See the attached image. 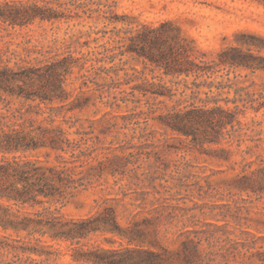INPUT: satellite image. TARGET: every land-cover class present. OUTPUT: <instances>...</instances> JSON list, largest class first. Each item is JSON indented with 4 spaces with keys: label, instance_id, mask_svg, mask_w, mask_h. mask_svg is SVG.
<instances>
[{
    "label": "trees",
    "instance_id": "16d2710c",
    "mask_svg": "<svg viewBox=\"0 0 264 264\" xmlns=\"http://www.w3.org/2000/svg\"><path fill=\"white\" fill-rule=\"evenodd\" d=\"M116 5V0H0V21L13 26L80 18L124 24L74 34L48 52H0V264H61V249L55 247L60 242L69 243L71 264H202L200 243L193 238L183 240L181 249H169L137 222L123 225L113 206L80 217L62 211L78 190L106 173L126 175L113 152L117 148L101 138L117 129L118 122L107 117L111 110L87 127L66 118L99 102L146 107L120 126L132 131L123 152L131 149L133 156L140 148L141 155L144 147L156 145L147 132L152 119L189 140L191 149L229 162L236 170L234 189L264 193V159L232 160L244 144L251 153L264 141L260 122L243 119L264 110V35L248 31L237 45L210 57L177 21H138L118 14ZM92 34L95 48L76 52L78 46L90 47V39H80ZM136 137L139 143H133ZM152 177L139 181L156 187ZM229 215L239 217L232 210L223 213ZM107 233L114 236L107 238L112 245L91 242Z\"/></svg>",
    "mask_w": 264,
    "mask_h": 264
},
{
    "label": "rangeland",
    "instance_id": "374dc122",
    "mask_svg": "<svg viewBox=\"0 0 264 264\" xmlns=\"http://www.w3.org/2000/svg\"><path fill=\"white\" fill-rule=\"evenodd\" d=\"M116 1L118 14H127L138 21H177L186 34L194 39L199 52H207L210 57L224 46L237 45L248 31L264 35V4L253 0ZM108 22L104 18H80L55 22L36 20L23 26H13L0 21V52H27L26 49L36 52L38 48L48 52L62 41L70 40L72 35L104 28ZM115 25L124 26L122 22L108 23L106 28L112 29ZM95 36H84L80 41H92ZM96 45L92 41L90 47L78 46L76 52H88ZM133 63L130 60V64ZM117 94L121 95L119 91ZM19 105L16 100L14 106ZM142 108L146 107H134L133 103H122L120 107L115 105L112 108L99 102L97 106L66 114L67 119H79L78 126L84 124L87 127L91 123L90 119L99 118L105 111L111 110L112 114L107 117L118 122L117 129L110 135L101 134L102 142L112 149L117 148L113 152L120 155L121 167L126 168L127 172L125 176L106 173L99 181L78 190L62 211L80 217L113 206L123 225L137 222L154 233L157 241L169 249H181L183 240L193 238L200 243L202 264H264V193L234 189L231 183L236 170L231 168L229 162L213 159L197 149H191L189 140L165 132L152 119L147 132L156 145L144 147L141 155L136 153L140 148L134 149L133 156L129 154L131 149L123 152L121 146L128 144L127 138L132 131L120 126L126 124L127 115ZM114 114L117 116L113 117ZM252 117L260 122L258 129L263 130L264 138V110L250 111L243 119L250 121ZM129 126H133V123H129ZM124 132H128L127 137ZM133 143H139V139L136 137ZM245 149L247 144L232 156V160L240 162L246 157L247 160L259 162L264 159V141L261 147L254 148L251 153H246ZM147 152L151 155L148 156ZM237 169H240L238 165ZM144 172L147 177L156 178V187L149 185L148 181H139V177L146 176ZM228 210L238 212L239 217H223V213ZM107 238L114 236L110 233L97 234L91 242L112 245ZM123 243L127 244V241ZM114 245L118 246L119 243ZM55 247L61 249L57 255L59 263H73L69 243H55Z\"/></svg>",
    "mask_w": 264,
    "mask_h": 264
}]
</instances>
